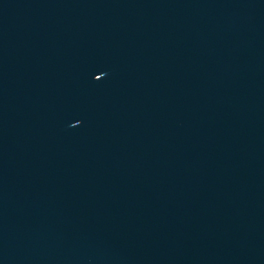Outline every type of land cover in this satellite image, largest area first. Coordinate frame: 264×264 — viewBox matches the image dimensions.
<instances>
[{
	"label": "water",
	"instance_id": "95a60500",
	"mask_svg": "<svg viewBox=\"0 0 264 264\" xmlns=\"http://www.w3.org/2000/svg\"><path fill=\"white\" fill-rule=\"evenodd\" d=\"M0 264H264V0H0Z\"/></svg>",
	"mask_w": 264,
	"mask_h": 264
}]
</instances>
